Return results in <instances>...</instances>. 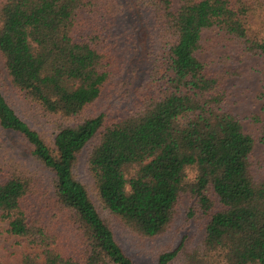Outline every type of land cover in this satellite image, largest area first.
<instances>
[{
    "label": "trees",
    "instance_id": "1",
    "mask_svg": "<svg viewBox=\"0 0 264 264\" xmlns=\"http://www.w3.org/2000/svg\"><path fill=\"white\" fill-rule=\"evenodd\" d=\"M123 1L0 0L10 83L58 120L49 145L0 86V135L47 174L40 182L24 173L0 136V220L33 251L19 264H135L116 225L155 241L184 197L189 216L206 220L202 239L183 237L156 264H264V180L253 156L264 143V0H134L149 12L148 66L129 111L109 120L93 109L122 78L134 44L137 20ZM119 28L132 31L126 47ZM211 44L231 51L216 54ZM208 52L214 61L199 58ZM247 57L263 60L261 114L247 117L256 138L227 109L228 82L244 76ZM83 151L96 201L76 175Z\"/></svg>",
    "mask_w": 264,
    "mask_h": 264
},
{
    "label": "rangeland",
    "instance_id": "2",
    "mask_svg": "<svg viewBox=\"0 0 264 264\" xmlns=\"http://www.w3.org/2000/svg\"><path fill=\"white\" fill-rule=\"evenodd\" d=\"M125 2H129L133 7V9L131 8L128 12L132 18L137 20L135 22L137 26L135 24V30H133L136 35L135 38H132L134 44L132 40H129L128 44H131V48L125 56L124 74L122 78L105 90L100 102L93 109L94 113L106 114L109 120L121 118L129 111L133 100V92L144 79L148 66L146 54L147 37L145 36L146 28H141L143 25L146 26V23L149 22V12L144 5L143 9L145 8V14L142 15L139 12V8L135 5L134 0H125L122 2L121 6L126 4ZM143 19H145V22ZM117 33L119 46L126 47L127 37L132 35V31H125V29L119 28ZM214 37L218 40L216 35H214ZM211 47L216 54L231 51L220 45L218 46V44H211ZM199 58L201 60H215L212 52L200 54ZM238 58L239 56H236V59ZM262 64L263 60L260 58H244L239 65L244 72V76L232 79L228 82L230 96L227 109L241 118L243 131L247 134H254L255 138L257 137V133L247 117L251 114H261L262 102L258 99V94L261 92V76L259 71L263 69ZM0 86L6 98L9 101L11 100L10 102L13 104L19 117L32 129L39 132L49 145H52L58 120L55 117L47 116L33 108V106L12 87L5 71L1 55ZM0 136L5 145L10 147V155L17 163L19 162L21 170L30 177L38 179L40 182H46V172L36 163L32 162L26 150L18 144L16 139L2 134ZM253 156L256 160L255 162L258 164L256 167H260V169L254 171L255 175L257 179L264 180V143L255 144ZM86 157L87 151H83L78 160L76 175L77 178L88 187L93 201H96L95 196L92 194V181L86 168ZM190 207V199L184 197L182 206L179 209L178 216L172 228L169 229L163 237L152 242H142L116 225L118 241L125 254L130 257L135 264H156L157 253L161 249H173L183 237H192L194 242L201 240L206 220H203L200 215L189 216ZM7 228V223L0 220V264H19L22 253L33 251L29 249L26 244L21 242L20 239L8 235L6 232Z\"/></svg>",
    "mask_w": 264,
    "mask_h": 264
}]
</instances>
